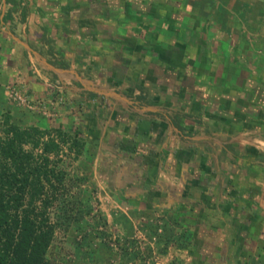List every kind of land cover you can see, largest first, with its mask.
<instances>
[{"label":"crops","instance_id":"crops-1","mask_svg":"<svg viewBox=\"0 0 264 264\" xmlns=\"http://www.w3.org/2000/svg\"><path fill=\"white\" fill-rule=\"evenodd\" d=\"M5 85L181 264H264V0H0Z\"/></svg>","mask_w":264,"mask_h":264},{"label":"rangeland","instance_id":"rangeland-1","mask_svg":"<svg viewBox=\"0 0 264 264\" xmlns=\"http://www.w3.org/2000/svg\"><path fill=\"white\" fill-rule=\"evenodd\" d=\"M7 87L11 85L4 86V104L14 108L10 110L13 124L21 129L51 130L48 127L55 118L52 112L33 105L20 93L21 99H14ZM1 107L0 136L3 137L1 123L7 113ZM70 147V142L62 144L60 154L50 160L51 167L64 173L65 178L59 185L54 181L57 190L53 197L49 193L52 205L47 213L55 226L47 255L49 264H178L174 253L177 248H183L181 241L174 239L176 233L162 217L131 213L114 203L99 185L89 154Z\"/></svg>","mask_w":264,"mask_h":264},{"label":"trees","instance_id":"trees-1","mask_svg":"<svg viewBox=\"0 0 264 264\" xmlns=\"http://www.w3.org/2000/svg\"><path fill=\"white\" fill-rule=\"evenodd\" d=\"M7 113V112H6ZM0 136V264H49L47 255L55 226L47 210L65 174L51 167L61 145L81 152L74 133L28 127L3 117ZM30 147L31 150H25ZM38 151V154H35ZM57 200V199H56Z\"/></svg>","mask_w":264,"mask_h":264},{"label":"built area","instance_id":"built-area-1","mask_svg":"<svg viewBox=\"0 0 264 264\" xmlns=\"http://www.w3.org/2000/svg\"><path fill=\"white\" fill-rule=\"evenodd\" d=\"M7 90H8V92H9L10 96H12L14 99H21L19 93L16 92V91L14 90V88H11V87L9 88V87H7Z\"/></svg>","mask_w":264,"mask_h":264}]
</instances>
